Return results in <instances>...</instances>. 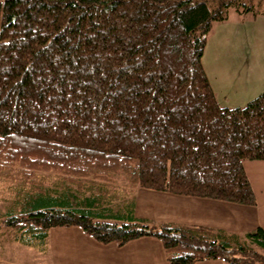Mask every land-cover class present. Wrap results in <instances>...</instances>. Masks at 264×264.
<instances>
[{
    "label": "trees",
    "instance_id": "obj_1",
    "mask_svg": "<svg viewBox=\"0 0 264 264\" xmlns=\"http://www.w3.org/2000/svg\"><path fill=\"white\" fill-rule=\"evenodd\" d=\"M231 12L258 15L254 0H0V172L20 184L0 228L27 246L77 228L117 247L155 237L168 264H264L261 228L232 244L133 215L137 188L255 205L243 163L264 161V94L223 108L201 63Z\"/></svg>",
    "mask_w": 264,
    "mask_h": 264
},
{
    "label": "crops",
    "instance_id": "obj_2",
    "mask_svg": "<svg viewBox=\"0 0 264 264\" xmlns=\"http://www.w3.org/2000/svg\"><path fill=\"white\" fill-rule=\"evenodd\" d=\"M201 63L214 98L223 108H242L264 94V13L241 16L231 12L227 21L215 23ZM243 168L255 196L254 206L137 188L131 194L133 215L157 223L206 227L222 232L232 244L242 242L246 234L264 230V161H245ZM79 240L83 256L96 264H168L161 242L152 236L123 247L94 246L80 234ZM195 264L227 263L205 260Z\"/></svg>",
    "mask_w": 264,
    "mask_h": 264
},
{
    "label": "rangeland",
    "instance_id": "obj_3",
    "mask_svg": "<svg viewBox=\"0 0 264 264\" xmlns=\"http://www.w3.org/2000/svg\"><path fill=\"white\" fill-rule=\"evenodd\" d=\"M254 10L258 14L264 13V0H254ZM6 176L7 172H0V221L13 212L18 186H20L19 182H11ZM126 180V176L120 174L109 182L110 186L116 189L112 197L119 198L106 205L113 211H118L125 204L122 190L127 188ZM79 234L85 236L77 228L52 229L42 245L27 246L15 240L14 231L1 227L0 264H96L94 260L88 261L83 256L85 254ZM85 238L88 241L91 240L90 242L96 246L97 243L91 238L87 236Z\"/></svg>",
    "mask_w": 264,
    "mask_h": 264
}]
</instances>
